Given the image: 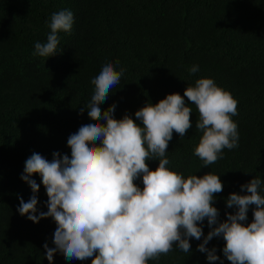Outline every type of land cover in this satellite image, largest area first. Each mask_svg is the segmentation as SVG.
<instances>
[{"label": "trees", "instance_id": "obj_1", "mask_svg": "<svg viewBox=\"0 0 264 264\" xmlns=\"http://www.w3.org/2000/svg\"><path fill=\"white\" fill-rule=\"evenodd\" d=\"M0 264H264V0H0Z\"/></svg>", "mask_w": 264, "mask_h": 264}]
</instances>
